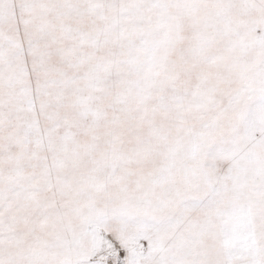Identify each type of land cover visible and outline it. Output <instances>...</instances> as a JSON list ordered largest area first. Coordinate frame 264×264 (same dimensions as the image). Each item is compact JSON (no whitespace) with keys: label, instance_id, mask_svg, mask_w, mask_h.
<instances>
[{"label":"snow or ice","instance_id":"obj_1","mask_svg":"<svg viewBox=\"0 0 264 264\" xmlns=\"http://www.w3.org/2000/svg\"><path fill=\"white\" fill-rule=\"evenodd\" d=\"M0 264H264V0H0Z\"/></svg>","mask_w":264,"mask_h":264}]
</instances>
